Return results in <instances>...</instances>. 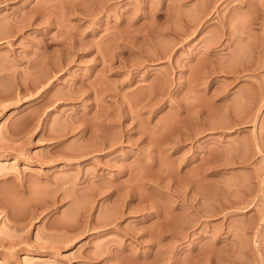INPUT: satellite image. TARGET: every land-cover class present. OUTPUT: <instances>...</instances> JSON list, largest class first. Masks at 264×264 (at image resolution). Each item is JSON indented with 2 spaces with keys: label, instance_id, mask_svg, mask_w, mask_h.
<instances>
[{
  "label": "rangeland",
  "instance_id": "374dc122",
  "mask_svg": "<svg viewBox=\"0 0 264 264\" xmlns=\"http://www.w3.org/2000/svg\"><path fill=\"white\" fill-rule=\"evenodd\" d=\"M0 264H264V0H0Z\"/></svg>",
  "mask_w": 264,
  "mask_h": 264
},
{
  "label": "bare ground",
  "instance_id": "6f19581e",
  "mask_svg": "<svg viewBox=\"0 0 264 264\" xmlns=\"http://www.w3.org/2000/svg\"><path fill=\"white\" fill-rule=\"evenodd\" d=\"M16 32H17V31H16ZM42 46H43V45H42ZM43 47L45 48L46 46H43ZM35 59H37V58H35ZM35 59H34V61L36 62ZM50 62H51V61H50ZM54 63H56V62H54ZM28 64H29V65L31 64L30 67L32 66V69H34V67H33V65H32V64H34V63H33V60L30 61V63H28ZM50 64H53V63H50ZM34 66H35V65H34ZM29 69H31V68H29ZM34 70H35V69H34ZM34 70H31V72H32V71L34 72ZM28 71H29V70H28ZM35 71H36V70H35ZM31 72H30V73H31ZM22 81H23V80H22ZM22 81H21V82H22ZM19 82H20V81H17V83H19ZM24 83H25V82H24ZM18 85L21 86V83L18 84ZM18 85H17V88H18ZM22 86H24V85H22ZM24 88H26V86H24ZM21 90L23 91V87L21 88ZM21 90L19 89V91H21ZM117 122L119 123V121H117ZM117 122H116V123H117Z\"/></svg>",
  "mask_w": 264,
  "mask_h": 264
}]
</instances>
